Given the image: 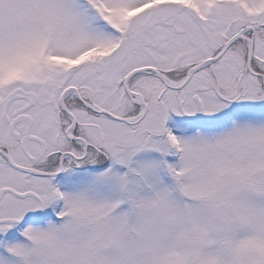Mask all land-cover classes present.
I'll return each mask as SVG.
<instances>
[{
    "label": "snow or ice",
    "instance_id": "1",
    "mask_svg": "<svg viewBox=\"0 0 264 264\" xmlns=\"http://www.w3.org/2000/svg\"><path fill=\"white\" fill-rule=\"evenodd\" d=\"M0 264H264V0H0Z\"/></svg>",
    "mask_w": 264,
    "mask_h": 264
}]
</instances>
